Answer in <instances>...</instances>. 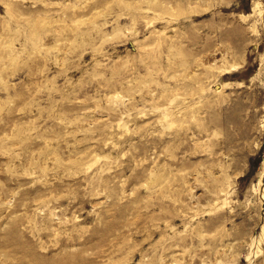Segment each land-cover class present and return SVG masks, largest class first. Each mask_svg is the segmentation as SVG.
<instances>
[{
	"label": "rangeland",
	"instance_id": "374dc122",
	"mask_svg": "<svg viewBox=\"0 0 264 264\" xmlns=\"http://www.w3.org/2000/svg\"><path fill=\"white\" fill-rule=\"evenodd\" d=\"M0 264H264V0H0Z\"/></svg>",
	"mask_w": 264,
	"mask_h": 264
}]
</instances>
